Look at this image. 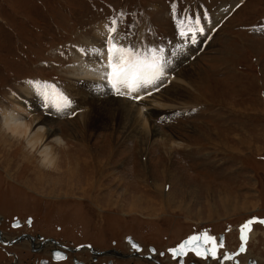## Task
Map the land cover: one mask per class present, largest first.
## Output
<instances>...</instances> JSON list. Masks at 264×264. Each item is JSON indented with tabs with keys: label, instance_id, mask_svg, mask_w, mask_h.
<instances>
[{
	"label": "rangeland",
	"instance_id": "374dc122",
	"mask_svg": "<svg viewBox=\"0 0 264 264\" xmlns=\"http://www.w3.org/2000/svg\"><path fill=\"white\" fill-rule=\"evenodd\" d=\"M209 14L221 26L193 59L199 40H183L181 29L199 32L196 20ZM103 24L110 30L104 43L143 58L151 49L176 50L168 89L153 93L166 105L148 117L155 135L146 132L149 147H142L143 135L86 128V109L64 112L61 101L56 115L35 103L29 119H47L65 141L55 146L58 170H45L37 153L3 134L2 112L21 104L29 81L53 85L61 96L70 90L73 51ZM262 24L264 0H0V208L36 209L44 218L39 231L64 242L83 238L81 228L87 235L80 242L100 232L106 245L97 244L108 248L119 235L118 244L133 234L171 245L187 224V233H220L264 215V40L251 31ZM105 84L95 99L118 101L109 79ZM255 243L253 253L264 259V245Z\"/></svg>",
	"mask_w": 264,
	"mask_h": 264
},
{
	"label": "bare ground",
	"instance_id": "6f19581e",
	"mask_svg": "<svg viewBox=\"0 0 264 264\" xmlns=\"http://www.w3.org/2000/svg\"><path fill=\"white\" fill-rule=\"evenodd\" d=\"M109 31L107 25H100L98 31L94 33L92 38L86 40L84 43L76 45L73 54L77 63L71 67L70 90L62 93L61 96L60 94H54L53 85L29 81L26 82L25 87L22 89L24 96H21L23 99L20 98L19 100L21 104L18 105L16 103L10 110H4L2 112L3 134L6 135L11 142L23 143L30 154L37 153V156L40 158L41 167L45 170H58L59 166L57 161L59 157L55 154V146L65 144V141L59 136V131L57 133L55 130L49 128V121L47 119H45V121H40L37 118L33 120L29 119V116L34 114L35 110H33V107L35 108V103L41 105L46 104L56 115H60L58 112L59 107L62 109L65 107L64 112L67 110L70 111L72 108L81 110L86 109L87 111L85 110L81 115L83 125L86 128H111L118 131L122 130L126 139L132 136L136 137L143 135L140 139V145L142 147H144V145H147V148L149 147L148 143L143 140L145 139L146 132L148 134L147 137L152 138L155 135L156 130L152 128L148 117L151 116V113L155 110H161L159 107L162 108L166 105H160L159 101L164 102L161 98L162 96H159L161 100H157L158 97H155L153 93L155 92V88L161 87V90L168 89L169 84L166 82L165 73L172 67L170 64V53L173 54L176 50L170 51V48L169 51L162 54L167 63L164 66L163 74L154 83L145 87H140L136 91H129V89L122 87L121 94H118L114 89L115 92L113 94L115 95L116 93L118 95V101L112 100V98H115L113 96H110V99L106 98L100 101L99 99H95V97L102 88L107 86L105 82L108 83V73L111 71L109 68V50L113 46L122 48L118 46V44L111 45L110 43H104ZM175 46L177 49L180 48L178 44ZM132 52L138 56L139 52L137 50H132ZM139 57L143 58V54ZM175 78L179 79L180 76L176 77L175 75ZM173 80L175 81V79ZM175 82L181 86L178 81ZM101 93L102 92H100V94ZM180 93L177 94L180 95ZM88 97H91V100H88ZM128 97H132L131 102L127 101ZM44 100H46V102ZM65 100L68 102L67 105L64 103ZM58 102H61L59 107ZM173 108L178 110L175 107ZM97 118L103 121L102 123L98 122L100 126H94L93 124L94 122L97 123ZM49 140L52 143H49ZM240 259L243 258L240 256ZM248 263L250 262L245 261V264Z\"/></svg>",
	"mask_w": 264,
	"mask_h": 264
},
{
	"label": "flooded vegetation",
	"instance_id": "af4514ba",
	"mask_svg": "<svg viewBox=\"0 0 264 264\" xmlns=\"http://www.w3.org/2000/svg\"><path fill=\"white\" fill-rule=\"evenodd\" d=\"M11 208H0V264H174L170 250L180 243L175 241L176 243L171 245L161 244V246L155 242H148L149 239L147 238H138L133 234H126L122 237V243H117L121 238L119 235L115 241L110 242L111 247L108 248L97 244L106 245L100 232L96 235L94 232V236L89 241H78L77 239H85L84 237L87 235L84 228H81L83 238L76 236L74 240H65L64 242L60 237L42 233H46L42 229L39 231L38 224L44 222V218L37 214L36 209L32 208L33 210L31 209L30 213L25 215L24 212L30 208L24 209L14 206ZM15 210L18 211L16 215H10V213L16 212ZM221 220H230L233 223L238 221V218ZM189 223L203 224L200 222ZM77 228L74 229L78 231ZM130 229L132 232L135 231L132 227ZM55 231L59 233L61 228L57 227ZM187 231L188 224L181 228V234H187ZM194 231L197 232L195 233L196 236H199L210 232L211 229L201 227L194 229ZM252 232L255 233L259 245L260 243L264 245V229L255 226ZM146 235L150 236L149 234ZM226 237L228 240L230 239L228 242L234 245L232 232ZM163 238L166 240V236ZM133 244L137 247L133 248ZM254 244L256 243L253 241L249 242L245 255L241 256L244 259H240L241 264H245V261L251 264H264L262 254L253 253ZM57 254L63 259L58 260ZM184 260L187 264H193L197 258L190 254ZM198 263L216 264V262Z\"/></svg>",
	"mask_w": 264,
	"mask_h": 264
},
{
	"label": "snow or ice",
	"instance_id": "6c2138e0",
	"mask_svg": "<svg viewBox=\"0 0 264 264\" xmlns=\"http://www.w3.org/2000/svg\"><path fill=\"white\" fill-rule=\"evenodd\" d=\"M115 23V21L113 22ZM183 23V22H182ZM196 25H199V19L196 20ZM200 33H203V29H198ZM112 32L115 29H111ZM191 33L190 39L195 42L196 40V29H189L185 31L181 29L180 35L182 37L189 35ZM152 56L150 58L144 57L140 58L135 55L131 49L116 48L111 47L109 50V68L111 71L108 73L109 83L112 88L116 90L118 94H121V88H127L129 91H136L140 87L148 86L154 83L163 74V69L167 63L162 55L163 49L159 50L160 54H157V50L151 49ZM67 105V101H64ZM255 221H248L241 228V245L239 251L236 255L246 251L245 245L247 244L246 230L251 231V224ZM259 223L264 224V221H259ZM210 245L206 247L205 245ZM133 248L137 246L132 245ZM223 247V243L217 245L214 237L208 236L206 233L199 236L190 237L187 241H184L178 249L173 250V255H183L185 250L193 251L197 256L217 258V249ZM138 250V249H137ZM225 259H232L231 256L225 255ZM57 259H63L59 254H57Z\"/></svg>",
	"mask_w": 264,
	"mask_h": 264
},
{
	"label": "crops",
	"instance_id": "0c3cea01",
	"mask_svg": "<svg viewBox=\"0 0 264 264\" xmlns=\"http://www.w3.org/2000/svg\"><path fill=\"white\" fill-rule=\"evenodd\" d=\"M252 241H253V242H256V237H255V234H254L253 232L251 233V240H250V243H251Z\"/></svg>",
	"mask_w": 264,
	"mask_h": 264
}]
</instances>
